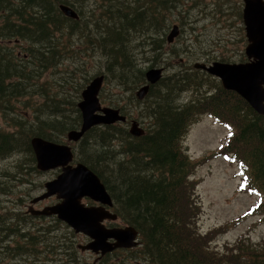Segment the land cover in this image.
<instances>
[{
	"label": "trees",
	"instance_id": "16d2710c",
	"mask_svg": "<svg viewBox=\"0 0 264 264\" xmlns=\"http://www.w3.org/2000/svg\"><path fill=\"white\" fill-rule=\"evenodd\" d=\"M128 2L116 0L118 13L125 20L98 25V34L88 35L86 43L91 48L99 47L100 61L104 66L100 72L85 78L80 92L93 78L104 75V82L114 83L118 87L120 97L123 91H132L136 103L144 102L141 108L144 113L138 120L147 121L149 129L144 135L136 137L126 127L104 125L106 129H102L99 134L101 141L93 150L88 138L98 126L87 131L80 140L83 155L97 154L107 159L108 147L112 146L109 142L116 135L114 131L125 133L121 151H116L125 153V158L117 164L114 162L117 177L122 175L120 182L117 179L118 182L112 185L89 159L84 158L83 163L94 170L105 183L114 201V211L122 223L137 229L141 249L135 253L145 255L151 264H264V242L254 243L244 236L234 244L227 245L224 250H219L210 244L215 233L203 234L196 228L200 205L196 200L195 182L191 175L197 162L191 159L183 147V140L191 124L202 113L210 115L222 125L232 127L233 133L222 148L223 152L240 165L245 175L243 187L261 196L259 206L264 210V115L254 110L238 93L225 89L218 78L187 64L183 65V70L176 69L171 74L163 75L159 81L151 84L143 101L138 99L135 92L146 83V71L138 67L142 62L137 56L140 42L136 41H139L144 30L154 29L158 32L162 26L166 30L171 28L167 14L171 11V5H177L176 2L173 3L174 0ZM56 4L69 5L67 0H0V17L4 21L0 25V110L2 104L11 102L16 96L28 97L37 90L36 87L48 92V84L28 82L32 78V72L27 70L28 65L41 61L38 68L47 69L50 65H45L44 62L50 64L56 59L59 43L58 37L53 36L54 30L59 26L75 29L80 20L69 19L76 21V24L59 23ZM72 5L70 3L69 6ZM188 10L184 12L182 7V22L190 23V29H195L193 26L198 22L188 21ZM239 16L242 18L241 9ZM148 35L149 38L155 37L152 32ZM165 36L166 32L163 37L156 38L152 43L156 47L148 51L154 67L158 66L159 56H163L168 43ZM6 40L14 45L26 42L29 45L26 46L28 53L39 60L27 64L18 62L14 48L8 46ZM148 40L151 39L145 41L150 45ZM171 44L173 43L169 45ZM188 44L179 46V49L174 47L172 56L180 58L184 53L187 54L190 51ZM204 59L207 62V57L202 60ZM214 59L216 58L212 60ZM244 60L245 56L241 53L236 61ZM192 88L196 89L193 100L180 102L181 93ZM56 101L50 106L46 101L43 105H28L36 111H42V114L38 123L29 128L26 134L23 130L18 135L0 130V155L9 154L21 146L32 151L33 137L58 141L62 138L61 135L66 137L69 130L79 128L82 116L76 101L70 103V109L77 113L76 119L71 122L64 116L54 119L43 117L50 107H53L54 115L60 116L61 106ZM113 103L123 111L118 100ZM21 116L25 117V114L22 113ZM16 126L23 128L22 118ZM55 130L60 131V134H55ZM53 217L52 226L67 225L56 216ZM7 226L9 229L4 227L7 235L15 233L14 229H10L11 226ZM71 235L78 236L73 230ZM47 249L59 254L62 246L47 245ZM63 249L71 253V261L67 264H81L79 259L76 260L77 249L74 243ZM126 251H134V248ZM104 261L103 257L95 264H103L101 262Z\"/></svg>",
	"mask_w": 264,
	"mask_h": 264
},
{
	"label": "rangeland",
	"instance_id": "374dc122",
	"mask_svg": "<svg viewBox=\"0 0 264 264\" xmlns=\"http://www.w3.org/2000/svg\"><path fill=\"white\" fill-rule=\"evenodd\" d=\"M67 1L69 5L73 4L72 7L80 15L77 27L71 29L59 26L54 30L53 36L58 37L57 50L59 52H56V59L52 63L44 62L45 65H50L47 69L38 68L41 61L28 65L27 69L32 72V78L28 82L30 84L36 82L39 85L48 84V92H43L42 89L36 87L37 90L28 97L16 96L11 102L2 104V110H0L1 131L18 135L23 130L26 134L29 128L38 123L42 114V111H36L28 105H43L45 101L50 106L54 101L59 100L56 102L60 103L62 113L57 117L53 114V107H50L43 117L54 119L64 116L68 122L75 120L77 113L70 109V103L76 101L78 107L79 101L82 100L80 89L84 85L85 78L103 70L104 65L100 61L99 47L91 48L86 43L88 35L95 33L97 35L98 25L109 21L125 20V17L118 13L116 0ZM123 1L131 2V0ZM175 2L177 6L171 5L167 21L172 26L177 24L180 33L172 42L173 44L165 45L164 54L159 56V64L155 66L164 67V75L171 74L176 69L183 70L184 64L194 65L197 61L206 62L205 59L202 60L206 57V63L213 61L239 62L236 60L241 53L246 59L245 48L248 41L243 17L239 16L240 9L243 12V0H174L173 3ZM56 6L60 17L59 23L76 24V21H69V19L76 18L67 16L57 4ZM182 7L184 12L189 9L188 14L186 13L189 16L188 21L196 20L198 22L193 26L195 29H190V23L183 24ZM3 22V18L0 17V25ZM172 26L168 30L162 26L158 32L154 29H152L153 31H143L141 38H138L139 41H136L140 42L137 47V56L142 62L139 63V68H143L145 71L151 67L155 68L150 62L148 51H151L152 47H156L152 44L153 41L163 37L164 32H166L165 37L167 38ZM151 32L155 37L149 38L148 33ZM147 39H151L148 40L150 45L145 41ZM5 43L14 48L18 62L27 64L39 60L28 53L29 49L26 46L29 45L26 42L14 45L13 42L6 40ZM185 43H189L187 46L190 51H187V54L184 53L180 58L177 55L173 57V48L179 49V46ZM23 47L25 48L23 49ZM195 58L200 59L194 60ZM213 58L216 59L212 60ZM120 94L122 97L114 83L104 82L100 99L103 106L116 108L113 102L117 100L122 104L123 113L128 118L124 122L119 121L114 124L126 127L129 131L131 119L138 120L143 115L144 109L141 108L144 106V102L136 103L132 97V91H123ZM195 96L196 89H186L181 93L179 101L182 103L192 101ZM25 100L27 102L23 103ZM12 108H14L13 111ZM22 113L25 114V117L21 116ZM20 118L23 120L22 129L16 126ZM138 121L147 132L148 122ZM102 129H106V127L98 126L89 136L91 150L97 148L96 145L100 143L99 134ZM232 130L231 127L216 123L208 117V114L202 113L191 124L183 140L186 153L193 161L197 162L191 175L192 181L195 182L196 200L200 205L196 228L203 234L215 233L210 244L219 250H224L227 245L234 244L244 236L254 243L264 242V210L259 206L261 196L257 192L249 191L243 187L245 175L242 173L240 165L222 149ZM114 132L116 135L109 142L112 143V146L108 147L109 156L107 159L97 154L83 155L81 141L71 143L76 156L75 162H83L84 158L89 159L112 185L115 182H120L122 178L121 174L118 177L116 175L117 166L115 163L117 164L125 158V153L116 152L121 151L125 133L116 130ZM54 133L58 135L60 131L55 130ZM61 136L62 138L58 141H67L66 137ZM36 165L33 150H26L24 146L9 154L0 155V264H67L70 263L71 256L69 250L63 248L70 243L76 245V260L79 259L81 264H95L103 257L105 260L101 262L103 264H151L145 255L135 253L141 249V244L135 247L134 251L118 248L113 253L108 252L101 255L100 252L101 254L96 257L94 252L81 250L78 246L79 243L87 244L89 242L86 235L78 234L73 237L71 235L73 229L69 225L70 229L65 224H61L60 227L52 226L54 217L28 214V206L33 197L42 194L46 190L45 183L61 173L59 169L39 170ZM54 200L55 198H50L43 201L36 208H42ZM84 202L87 203V199H84ZM106 223L108 227L126 226L120 219L116 222L107 221ZM7 225L11 226L10 229H14L15 233L10 232L7 235L4 231V227L8 228ZM47 245L62 246L63 251L59 249V254L52 253L47 249ZM55 259L57 261H52Z\"/></svg>",
	"mask_w": 264,
	"mask_h": 264
},
{
	"label": "water",
	"instance_id": "95a60500",
	"mask_svg": "<svg viewBox=\"0 0 264 264\" xmlns=\"http://www.w3.org/2000/svg\"><path fill=\"white\" fill-rule=\"evenodd\" d=\"M243 23L248 44L245 48L247 61L212 63L196 62L195 68L203 69L220 79L222 86L244 98L259 114L264 115V0H243ZM61 10L70 17L79 18L77 12L69 5L61 4ZM176 24L167 36L169 43L179 35ZM163 75V68H150L146 71L147 83L137 91V97L143 99ZM104 75L93 78L82 91V100L78 103L82 122L78 129L67 132L69 143H58L33 137L32 148L39 170L61 167V173L45 183L46 191L35 197L36 203L55 195L58 203L40 210H33L35 215L52 216L64 221L76 233L89 238L87 244H79L81 250H88L104 255L118 248H132L140 242L139 233L131 225L108 227L105 221H116L118 215L110 211L113 199L100 176L88 165L78 162L73 165L74 151L70 142H79L91 128L99 125H111L126 121V115L119 108L103 106L99 94L103 88ZM129 132L133 136H142L145 129L139 121L132 120ZM84 198L99 203L87 205ZM109 207V208H107Z\"/></svg>",
	"mask_w": 264,
	"mask_h": 264
},
{
	"label": "flooded vegetation",
	"instance_id": "af4514ba",
	"mask_svg": "<svg viewBox=\"0 0 264 264\" xmlns=\"http://www.w3.org/2000/svg\"><path fill=\"white\" fill-rule=\"evenodd\" d=\"M74 10L75 11H77L75 8H74ZM79 17H80V15H79ZM247 61V60H246ZM76 164V162H75V159H74V162H73V165H75ZM56 169H59V170H61V168H56ZM59 175V174H58ZM45 192V191H44ZM43 192V193H44ZM42 193V194H43ZM41 195V194H40ZM36 197V196H35ZM35 197H33V199L35 198ZM50 198H55V200L54 201H52V202H49L47 205H44L42 208H44V207H46V206H49V205H53V204H55V203H57L59 200L56 198V196L55 195H53V196H51V197H49V198H47V199H44V200H42V201H39V202H37V203H35V204H33V202H32V200H31V204H29V206H28V214H30V215H33V216H35L34 214H33V210H38V209H41V208H36V206H38V205H40L41 204V202H43V201H47V200H49ZM88 202H89V204H94L93 202H91V201H89V200H87ZM40 217H43V216H40Z\"/></svg>",
	"mask_w": 264,
	"mask_h": 264
},
{
	"label": "bare ground",
	"instance_id": "6f19581e",
	"mask_svg": "<svg viewBox=\"0 0 264 264\" xmlns=\"http://www.w3.org/2000/svg\"><path fill=\"white\" fill-rule=\"evenodd\" d=\"M129 9V8H128ZM151 19V18H150ZM90 20V19H89ZM148 21V20H147ZM111 23V22H110ZM146 23V22H145ZM107 25V24H106ZM95 27V26H94ZM103 28V27H102ZM70 30V29H69ZM79 30V29H78ZM144 30V29H143ZM150 30V29H149ZM80 31V30H79ZM93 32V31H92ZM98 32V31H97ZM77 33V32H76ZM80 33V32H79ZM136 34V33H135ZM145 34V33H144ZM80 35V34H79ZM141 35V34H140ZM96 36V35H95ZM88 39V38H87ZM129 41V40H128ZM89 43V42H88ZM88 46V45H87ZM130 46V45H129ZM64 47V46H63ZM98 49V48H97ZM58 51V50H57ZM66 51V50H65ZM59 52V51H58ZM64 52V51H63ZM67 52V51H66ZM64 54V53H63ZM67 56V55H66ZM65 57V56H64ZM104 57V56H103ZM109 73V72H108ZM123 86V85H122ZM124 88V87H123ZM48 97V96H47ZM46 97V98H47ZM45 98V99H46ZM37 106V105H36ZM33 107H34V105H33ZM74 113V112H73ZM58 139V138H57ZM17 216V215H16ZM23 220V219H22ZM26 223V222H25ZM35 229V228H34ZM28 231V230H27ZM73 248V247H72ZM27 252H28V250H27ZM70 252V251H69ZM29 254V253H28ZM71 254V253H70Z\"/></svg>",
	"mask_w": 264,
	"mask_h": 264
}]
</instances>
